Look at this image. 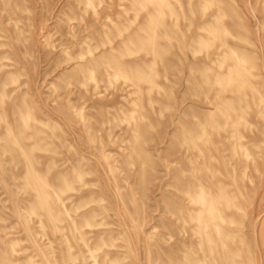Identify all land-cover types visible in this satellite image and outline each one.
<instances>
[{"label":"rangeland","instance_id":"obj_1","mask_svg":"<svg viewBox=\"0 0 264 264\" xmlns=\"http://www.w3.org/2000/svg\"><path fill=\"white\" fill-rule=\"evenodd\" d=\"M0 264H264V0H0Z\"/></svg>","mask_w":264,"mask_h":264},{"label":"bare ground","instance_id":"obj_2","mask_svg":"<svg viewBox=\"0 0 264 264\" xmlns=\"http://www.w3.org/2000/svg\"><path fill=\"white\" fill-rule=\"evenodd\" d=\"M201 196H202V195H201ZM201 196H199V199H198V200L202 202V201H203V198H202ZM201 198H202V199H201ZM202 203H203V202H202ZM208 206H209V205H208ZM212 228H213V230H216V227H215V226H213Z\"/></svg>","mask_w":264,"mask_h":264}]
</instances>
